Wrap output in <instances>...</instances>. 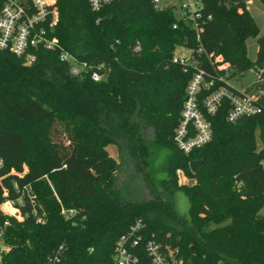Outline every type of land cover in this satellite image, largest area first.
<instances>
[{
  "label": "trees",
  "instance_id": "trees-1",
  "mask_svg": "<svg viewBox=\"0 0 264 264\" xmlns=\"http://www.w3.org/2000/svg\"><path fill=\"white\" fill-rule=\"evenodd\" d=\"M245 1L203 0L211 19L197 40L188 25L172 28V9L155 10L151 0H111L99 10L87 0H55L53 35L91 69L108 68L101 81L87 71L71 75L57 50L37 49L27 65L0 49V205L10 200L22 214L18 220L0 211V223L9 222L1 264H42L59 245L67 263L115 264L116 240L138 219L143 241L172 252L174 264H264V71L255 87L259 112L230 122L223 100L209 118L210 142L186 154L173 141L192 75L173 62L176 46L193 49L208 70L206 54H220L229 78L264 68V35ZM248 36L257 42L254 61L245 52ZM110 144L123 169L147 178L149 198L114 189L119 164ZM151 144L167 151L160 178L148 170ZM192 160L201 161L195 172ZM176 170L193 184H179ZM27 185L33 201L22 191ZM177 192L188 199L185 217L172 204ZM61 205L77 213L66 218Z\"/></svg>",
  "mask_w": 264,
  "mask_h": 264
},
{
  "label": "built area",
  "instance_id": "built-area-1",
  "mask_svg": "<svg viewBox=\"0 0 264 264\" xmlns=\"http://www.w3.org/2000/svg\"><path fill=\"white\" fill-rule=\"evenodd\" d=\"M94 10H99L102 5L111 0H87ZM155 10L171 8L176 20L172 28H177L180 23L191 27L200 39L203 25L211 19V14L204 13L203 0H178L163 2V0H151ZM58 13L55 0H0V49L7 50L16 57L22 58L24 63L30 65L36 57L37 49L57 50L61 62L67 63L71 75H80L84 71L90 72L94 81H101L107 77V72L100 73L84 61H78L70 52L66 51L53 35ZM187 55H174L173 62H178L184 67L192 68V75L185 87V98L180 111V119L174 129L173 141L177 147L188 154L193 148L200 147L211 140L212 127L210 117L217 112L219 105L227 101L229 108L226 119L233 122L245 115H252L260 111L259 92L253 88L249 90L236 89L228 80L230 69L229 63L224 61L218 54H206V59L211 66L208 70L198 64L193 49ZM197 53L202 52L199 47ZM3 161L0 158V168ZM16 191H19L15 184ZM29 195L31 201V186L22 189ZM7 195V190L4 189ZM21 202V199H19ZM13 202L6 200L0 205V211L7 213L4 205ZM61 214L70 218L77 213L76 209L65 208L61 205ZM18 215H12L21 220L22 214L19 209ZM9 224L8 220L0 223V264L2 256L8 251V246L3 245L2 233ZM142 227L141 220H136L126 234L121 235L115 242L112 259L115 264H174L172 252L162 251L158 242L147 239L143 241L139 233ZM64 247L59 245L56 251L48 256L42 264H70L63 258ZM180 264V262H179Z\"/></svg>",
  "mask_w": 264,
  "mask_h": 264
},
{
  "label": "rangeland",
  "instance_id": "rangeland-1",
  "mask_svg": "<svg viewBox=\"0 0 264 264\" xmlns=\"http://www.w3.org/2000/svg\"><path fill=\"white\" fill-rule=\"evenodd\" d=\"M174 1L177 3L178 0H163V2H170ZM245 8L255 21L256 26L259 29V35H264V0H246L245 1ZM245 52L247 57L254 61L256 58V51H257V42L256 38L254 36H248L245 39ZM174 55H187L189 51L185 48H182L181 46H176L174 49ZM260 73H256L252 68L247 69L242 76H234L228 80L229 84H231L236 89H244L247 87L256 89L257 83H259L260 79L259 76L261 75L263 69H258ZM106 72H109L108 68H105ZM264 73V72H263ZM143 134L145 138L150 141L152 138V129L148 126L144 125ZM213 136V133H212ZM212 139V137H211ZM211 141V140H210ZM209 141V142H210ZM256 142L257 145L260 146V140L258 136L256 135ZM109 155L113 157L117 163L119 164V167H117L112 172V179L114 184V178L117 175L119 178L122 179L120 181V184L118 188L122 190H130L132 188H135L137 190V196L141 197H148L149 196V189L145 188L144 186V176L139 172H135L134 174L129 171L128 169H123L121 164V155L118 147L114 144H110L106 147ZM166 158V150L163 148L157 147L155 144L150 145V153L148 156V160L150 162V165L148 167V170L150 171L151 176L155 178H159L162 175H164L163 170V162ZM24 171L26 170V165H23ZM14 169H10V173H13ZM133 174V175H132ZM176 174L179 176L178 181L184 185H191L193 184L194 180L191 179L188 174L185 171H179L176 170ZM19 203L20 200H19ZM174 205L175 210L179 213L181 216H187L188 212V199L186 195H184L182 192H177L174 197V202L172 203ZM7 213L11 215H18L17 214V208L14 207V205L6 204L3 206V208ZM260 213L264 214V207L261 208ZM4 245V243H3Z\"/></svg>",
  "mask_w": 264,
  "mask_h": 264
},
{
  "label": "water",
  "instance_id": "water-1",
  "mask_svg": "<svg viewBox=\"0 0 264 264\" xmlns=\"http://www.w3.org/2000/svg\"><path fill=\"white\" fill-rule=\"evenodd\" d=\"M252 69L258 74L260 73V71L254 66L252 67ZM201 164V161L199 160H192L189 162V168L191 170V172H195L197 166ZM120 181H122L121 178H119L117 175L115 176V184H114V189H117L119 184H120ZM188 207H189V203H188Z\"/></svg>",
  "mask_w": 264,
  "mask_h": 264
},
{
  "label": "flooded vegetation",
  "instance_id": "flooded-vegetation-1",
  "mask_svg": "<svg viewBox=\"0 0 264 264\" xmlns=\"http://www.w3.org/2000/svg\"><path fill=\"white\" fill-rule=\"evenodd\" d=\"M143 129H144V127H143ZM166 155H167V151H166ZM163 164H164V162H163ZM162 176H164V175H162ZM161 176V177H162ZM158 178V177H157ZM160 178V177H159ZM178 183L179 184H182V183H180L179 181H178ZM144 186H145V188H148L149 189V192L151 191V187H150V183L148 182V180H147V178L145 177L144 178ZM150 197V195L148 196V198Z\"/></svg>",
  "mask_w": 264,
  "mask_h": 264
}]
</instances>
